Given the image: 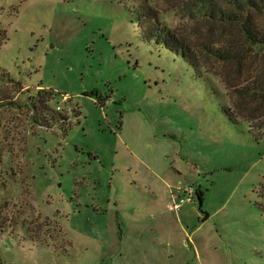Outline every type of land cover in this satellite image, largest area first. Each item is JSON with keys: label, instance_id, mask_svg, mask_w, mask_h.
<instances>
[{"label": "rangeland", "instance_id": "1", "mask_svg": "<svg viewBox=\"0 0 264 264\" xmlns=\"http://www.w3.org/2000/svg\"><path fill=\"white\" fill-rule=\"evenodd\" d=\"M190 1L0 0V264H264V97L235 93L264 53L200 76L147 37L212 44Z\"/></svg>", "mask_w": 264, "mask_h": 264}, {"label": "trees", "instance_id": "2", "mask_svg": "<svg viewBox=\"0 0 264 264\" xmlns=\"http://www.w3.org/2000/svg\"><path fill=\"white\" fill-rule=\"evenodd\" d=\"M186 9L191 17L187 26L193 31H200L212 44L196 51L180 37L175 28L164 24L159 19H153L149 30L145 32L150 40L182 56L197 69L200 76H204L199 71L201 66L208 67L212 60L226 63L233 61L237 64V70L240 71L246 51L255 48V50H263L264 53V33L256 20L257 15L264 14V0H191ZM196 15L201 18L198 22H195ZM256 82V86L252 89L245 85L242 89L235 90L237 96L241 97V101L245 97L249 99L264 97V91H259L263 87L262 79L258 78ZM258 82L262 83L258 85ZM226 86L230 85L226 84ZM45 92L48 99L54 95L51 89ZM226 92V95L232 97L231 105L229 104L227 111L224 109L228 115L237 123L252 124L251 118L240 119L242 114L238 109L239 103L236 104L233 99L234 91L226 90ZM202 196L203 193L198 191V197L201 200Z\"/></svg>", "mask_w": 264, "mask_h": 264}, {"label": "built area", "instance_id": "3", "mask_svg": "<svg viewBox=\"0 0 264 264\" xmlns=\"http://www.w3.org/2000/svg\"><path fill=\"white\" fill-rule=\"evenodd\" d=\"M60 109V107H58ZM196 193V189L193 185L178 186L171 191L174 204L170 206L172 210H179L183 203L191 202Z\"/></svg>", "mask_w": 264, "mask_h": 264}, {"label": "crops", "instance_id": "4", "mask_svg": "<svg viewBox=\"0 0 264 264\" xmlns=\"http://www.w3.org/2000/svg\"><path fill=\"white\" fill-rule=\"evenodd\" d=\"M0 99H1V98H0ZM1 102H2V101H1ZM176 171L179 172V173H181L179 169H177ZM199 192H201V191H199Z\"/></svg>", "mask_w": 264, "mask_h": 264}]
</instances>
